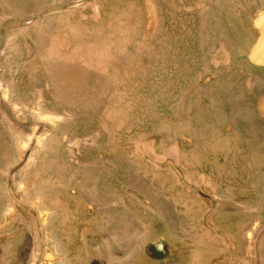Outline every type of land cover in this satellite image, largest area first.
Listing matches in <instances>:
<instances>
[{"label":"rangeland","instance_id":"obj_1","mask_svg":"<svg viewBox=\"0 0 264 264\" xmlns=\"http://www.w3.org/2000/svg\"><path fill=\"white\" fill-rule=\"evenodd\" d=\"M262 12L264 0H0V264H182L198 249L264 264V193L249 211L232 204L217 239L187 232L167 251V223L208 225L148 177L153 160L168 168L186 151L182 139L192 158L198 141L211 152L209 111L221 121L261 88L247 76L264 77L248 59ZM235 208L253 225L230 232Z\"/></svg>","mask_w":264,"mask_h":264},{"label":"crops","instance_id":"obj_2","mask_svg":"<svg viewBox=\"0 0 264 264\" xmlns=\"http://www.w3.org/2000/svg\"><path fill=\"white\" fill-rule=\"evenodd\" d=\"M37 24L38 23L33 22L25 26H19V28H10L7 30L6 35H11L16 32L18 34H24L27 30L30 31L33 29ZM1 50L2 49H0V51ZM247 79L254 83L253 89L259 88L258 85L261 87L260 89L251 91V100H249L248 105H241L242 107H240V105L239 107L229 106L230 109L224 112L227 116L225 114V117L222 119L223 121L214 120L215 116H219L217 112L219 107L213 108L214 111H209L214 115L213 121L210 122V126L218 133V138H220L211 142V147L209 145L211 152H206L205 149L201 151L200 146L198 147V141L197 149L200 154L197 158H192L190 156V147L192 145L191 142L194 141L191 139L186 140V138L182 139V142H179L183 148L187 147L186 151L184 149H179L177 152L179 158L176 159L173 156L175 158L173 160L175 161L174 164H170V167L165 168L161 166L158 160L152 161L156 163V168L153 170V174H149L148 177H151L155 182L156 179L157 181L159 180L158 185L161 189L160 194L163 196L164 201H172L173 206L179 208V210H181L182 206H188L186 208H189V206L191 207L192 205V207H195L193 210H196L195 212L199 215V217L196 218L204 219V222H207L208 225L205 233L199 234L194 229V227L196 229L200 228L199 223H197L195 219L192 220V222H187L185 220L183 222L181 220L182 223L176 227L177 229L174 226V228H171L170 224L167 223L168 228L165 229L168 231L166 233L168 238L167 249L170 251L173 250L171 247H174L175 244L190 242V238L186 234L187 232H192L194 236L197 235V240H201L202 242L209 239L211 233V236L217 239V231L223 232L221 226H223L224 219L221 217L223 215H229L232 204L236 205L239 203L244 210L249 211L250 207L253 209V204H249V195H252L253 202V195L256 192L264 193V105L262 104V99H260L261 94L264 97V77L258 78L250 75L249 77L247 76ZM249 103L254 105L253 108H249ZM205 113L204 116L206 117L209 113ZM251 119H256V122L253 123L254 127H249V121ZM184 126L186 127L185 123ZM225 129L227 130L225 131ZM167 144L168 147L174 145L173 142ZM156 145L158 146V144ZM120 146H122V144H120ZM213 155L216 157H213ZM176 160H178L180 164H178ZM256 167L258 168L257 171ZM256 179H258V181H256ZM259 179H262L260 181L262 186H260ZM153 202L154 201H151V203ZM232 212L233 214L230 215V217H236V220L227 224L228 227H230V232L234 228L239 227L240 222L241 225H253V217L249 221L250 215L248 212L246 221L242 218L240 219L241 216L237 208ZM158 215L159 213H157V215L154 214V225L163 224V220H161V217H158ZM179 216H181V213H179ZM13 232L14 225L7 228V236L10 234V237L5 240L6 243H10L15 239L11 237ZM237 233L238 230L235 236H230L235 239L238 237ZM248 236L249 234L243 238H247L248 240ZM9 247H7L6 251L9 250ZM195 251L198 255H183L185 260L182 264H194L192 258L195 257L201 258L199 264H210L213 258H219L218 260L220 261L223 257L231 258L230 264H234V259H238L246 253V251L241 253L237 251V253H234L233 250H231L229 254H221L219 251H216L215 253L212 252L210 255L211 257L208 258V256H205V253L201 252L202 250L198 249ZM202 254H204V256ZM5 255L10 256L13 254L11 252H6ZM170 255L171 254L168 253V256ZM246 257H249L248 252L246 253ZM203 260L204 262H202ZM223 262L224 261H220L217 264H228V262Z\"/></svg>","mask_w":264,"mask_h":264},{"label":"water","instance_id":"obj_3","mask_svg":"<svg viewBox=\"0 0 264 264\" xmlns=\"http://www.w3.org/2000/svg\"><path fill=\"white\" fill-rule=\"evenodd\" d=\"M259 31V38L248 55L249 61L258 67H264V12L259 14L254 20Z\"/></svg>","mask_w":264,"mask_h":264},{"label":"flooded vegetation","instance_id":"obj_4","mask_svg":"<svg viewBox=\"0 0 264 264\" xmlns=\"http://www.w3.org/2000/svg\"><path fill=\"white\" fill-rule=\"evenodd\" d=\"M165 248H166V250L168 251V249H167V248H168V246H167V247H165ZM165 252H166V251H165Z\"/></svg>","mask_w":264,"mask_h":264}]
</instances>
